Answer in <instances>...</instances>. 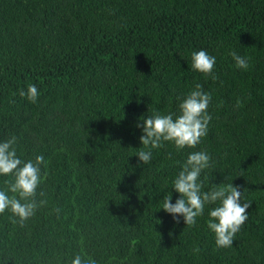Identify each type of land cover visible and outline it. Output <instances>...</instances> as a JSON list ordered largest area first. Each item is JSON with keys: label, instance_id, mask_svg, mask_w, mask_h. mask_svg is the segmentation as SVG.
I'll use <instances>...</instances> for the list:
<instances>
[{"label": "trees", "instance_id": "1", "mask_svg": "<svg viewBox=\"0 0 264 264\" xmlns=\"http://www.w3.org/2000/svg\"><path fill=\"white\" fill-rule=\"evenodd\" d=\"M200 50L210 75L191 67ZM29 84L36 103L19 95ZM196 84L211 94L207 135L144 165L143 120L179 115ZM12 136L20 159L44 156L47 204L23 226L0 214V264H264V0H0V142ZM204 150L203 190L232 183L252 202L229 248L208 227L216 205L191 227L162 209Z\"/></svg>", "mask_w": 264, "mask_h": 264}, {"label": "clouds", "instance_id": "2", "mask_svg": "<svg viewBox=\"0 0 264 264\" xmlns=\"http://www.w3.org/2000/svg\"><path fill=\"white\" fill-rule=\"evenodd\" d=\"M230 55L239 69H248L249 63L245 57L231 52ZM216 64V58L205 50L191 53L193 70L210 75ZM216 79V76H212ZM21 97H27L31 103H36L40 92L34 84L27 86V91H19ZM211 94L196 84L179 104V115L174 113L161 114L154 112L143 120V135L140 137L143 147L136 153L144 165L152 158V149H159L166 142L173 143L180 151L185 147L195 148L208 133L211 116L208 113ZM137 127H141L140 124ZM17 138L10 137L0 142V176H10L5 180L6 190H0V214L10 212L14 223L21 226L35 216L39 207L47 204L46 200H36L37 188L41 183V164L44 156H37L35 161H24L17 156L15 147ZM147 149V150H145ZM211 156L206 150L192 152L188 155L178 175L173 180V188L180 194L175 203L171 195L164 196L162 209L173 216L176 223L182 216L187 226H195L197 218L203 216L206 205H216L208 212L209 229L214 233L218 248H229L233 245L236 234L248 219L247 209L251 201L246 200L247 189L240 190L232 183L211 185L204 191V181L200 179L204 170L211 166ZM209 183V181H208ZM11 193V195H9ZM40 192V196H44ZM59 212V209H56ZM199 251V248L195 249ZM71 264H94L91 259L76 255Z\"/></svg>", "mask_w": 264, "mask_h": 264}]
</instances>
